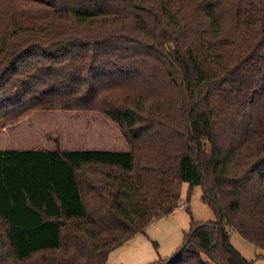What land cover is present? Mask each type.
<instances>
[{
  "label": "trees",
  "instance_id": "16d2710c",
  "mask_svg": "<svg viewBox=\"0 0 264 264\" xmlns=\"http://www.w3.org/2000/svg\"><path fill=\"white\" fill-rule=\"evenodd\" d=\"M38 110L129 149H0V264H105L182 183L215 219L150 264H252L229 230L264 250V0H0V121Z\"/></svg>",
  "mask_w": 264,
  "mask_h": 264
},
{
  "label": "rangeland",
  "instance_id": "374dc122",
  "mask_svg": "<svg viewBox=\"0 0 264 264\" xmlns=\"http://www.w3.org/2000/svg\"><path fill=\"white\" fill-rule=\"evenodd\" d=\"M129 149L118 125L99 112L70 110L29 111L18 121H0V149ZM180 186V201L126 242L113 249L105 264H150L170 257L182 245L193 223L215 219L202 201L200 185ZM184 202L185 207L178 206ZM230 243L252 264H264V250L229 230Z\"/></svg>",
  "mask_w": 264,
  "mask_h": 264
},
{
  "label": "built area",
  "instance_id": "2783aa9c",
  "mask_svg": "<svg viewBox=\"0 0 264 264\" xmlns=\"http://www.w3.org/2000/svg\"><path fill=\"white\" fill-rule=\"evenodd\" d=\"M180 209H183L185 207L184 202H181L178 206Z\"/></svg>",
  "mask_w": 264,
  "mask_h": 264
},
{
  "label": "crops",
  "instance_id": "0c3cea01",
  "mask_svg": "<svg viewBox=\"0 0 264 264\" xmlns=\"http://www.w3.org/2000/svg\"><path fill=\"white\" fill-rule=\"evenodd\" d=\"M70 150H81V149H70ZM97 150H107V149H97ZM109 150H112V149H109ZM115 151H118V150H115Z\"/></svg>",
  "mask_w": 264,
  "mask_h": 264
},
{
  "label": "water",
  "instance_id": "95a60500",
  "mask_svg": "<svg viewBox=\"0 0 264 264\" xmlns=\"http://www.w3.org/2000/svg\"><path fill=\"white\" fill-rule=\"evenodd\" d=\"M185 244H186V242L181 245L180 250L185 246ZM178 252L174 256H176L178 254Z\"/></svg>",
  "mask_w": 264,
  "mask_h": 264
}]
</instances>
